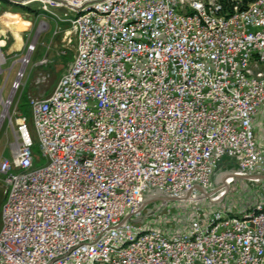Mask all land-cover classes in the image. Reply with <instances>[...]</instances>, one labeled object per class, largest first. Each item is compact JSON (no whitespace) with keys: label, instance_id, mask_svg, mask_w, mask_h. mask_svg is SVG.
I'll return each mask as SVG.
<instances>
[{"label":"built area","instance_id":"2783aa9c","mask_svg":"<svg viewBox=\"0 0 264 264\" xmlns=\"http://www.w3.org/2000/svg\"><path fill=\"white\" fill-rule=\"evenodd\" d=\"M4 1L68 22L74 52L28 100L37 155L15 104L34 43L0 83V264H264V192L237 215L214 183L264 180V0Z\"/></svg>","mask_w":264,"mask_h":264},{"label":"rangeland","instance_id":"374dc122","mask_svg":"<svg viewBox=\"0 0 264 264\" xmlns=\"http://www.w3.org/2000/svg\"><path fill=\"white\" fill-rule=\"evenodd\" d=\"M0 38L6 52L13 53L8 59L4 76L0 78L1 84L8 79L4 95L8 92L9 83L13 80L18 67L16 60L24 54L29 43L36 46L23 86L15 99L17 110H20L21 105L29 110V98L48 97L70 64L74 52L72 27L68 22H61L58 18L43 12L36 4L16 5L0 0ZM43 59L48 61L45 66L39 65ZM26 124L36 144L30 117L26 119ZM260 138L264 145V130L261 131ZM16 141L17 128L15 118L12 117V123L5 121L0 126V161L10 158ZM234 172L235 167L232 163L221 165L214 177L218 191L215 197L220 198L225 208L242 215L254 209V203L259 199L256 196L257 192H264V180H245L233 175ZM221 179L222 183L219 181ZM3 196V185L0 180V200Z\"/></svg>","mask_w":264,"mask_h":264},{"label":"trees","instance_id":"16d2710c","mask_svg":"<svg viewBox=\"0 0 264 264\" xmlns=\"http://www.w3.org/2000/svg\"><path fill=\"white\" fill-rule=\"evenodd\" d=\"M4 1V0H3ZM20 110L22 111L23 115L26 117V119H28L30 117L31 119V113H30V110H26L24 108V105H21L20 106ZM33 151L34 153L37 155L38 154V147L37 145L35 144L34 147H33ZM2 203H3V198L0 200V213H1V206H2Z\"/></svg>","mask_w":264,"mask_h":264},{"label":"water","instance_id":"95a60500","mask_svg":"<svg viewBox=\"0 0 264 264\" xmlns=\"http://www.w3.org/2000/svg\"><path fill=\"white\" fill-rule=\"evenodd\" d=\"M16 5H19V4H16Z\"/></svg>","mask_w":264,"mask_h":264},{"label":"bare ground","instance_id":"6f19581e","mask_svg":"<svg viewBox=\"0 0 264 264\" xmlns=\"http://www.w3.org/2000/svg\"><path fill=\"white\" fill-rule=\"evenodd\" d=\"M3 44V43H2Z\"/></svg>","mask_w":264,"mask_h":264}]
</instances>
